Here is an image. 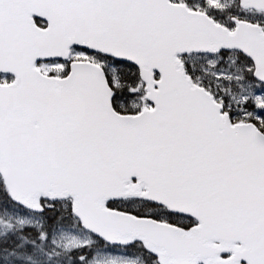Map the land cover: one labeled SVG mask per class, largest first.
<instances>
[{
    "label": "snow or ice",
    "instance_id": "snow-or-ice-1",
    "mask_svg": "<svg viewBox=\"0 0 264 264\" xmlns=\"http://www.w3.org/2000/svg\"><path fill=\"white\" fill-rule=\"evenodd\" d=\"M0 264H264V0H0Z\"/></svg>",
    "mask_w": 264,
    "mask_h": 264
}]
</instances>
